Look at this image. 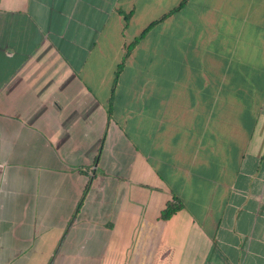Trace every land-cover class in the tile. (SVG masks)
<instances>
[{
    "label": "crops",
    "instance_id": "obj_1",
    "mask_svg": "<svg viewBox=\"0 0 264 264\" xmlns=\"http://www.w3.org/2000/svg\"><path fill=\"white\" fill-rule=\"evenodd\" d=\"M181 1L0 0V264H264V0Z\"/></svg>",
    "mask_w": 264,
    "mask_h": 264
},
{
    "label": "trees",
    "instance_id": "obj_2",
    "mask_svg": "<svg viewBox=\"0 0 264 264\" xmlns=\"http://www.w3.org/2000/svg\"><path fill=\"white\" fill-rule=\"evenodd\" d=\"M188 0H182L180 5L175 7L173 11H177L182 5H184ZM167 17V14L161 16L159 19L153 21L141 34V36H143L152 26H154L155 24H157L159 21L164 20ZM183 205L181 202H175V203H170L168 204V206L162 211V217L163 218H170L177 210H179L180 208H182Z\"/></svg>",
    "mask_w": 264,
    "mask_h": 264
}]
</instances>
